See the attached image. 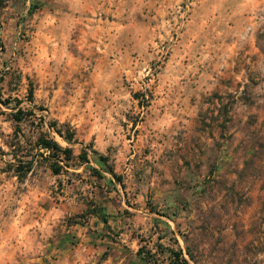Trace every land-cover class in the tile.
I'll return each instance as SVG.
<instances>
[{
    "label": "rangeland",
    "instance_id": "rangeland-1",
    "mask_svg": "<svg viewBox=\"0 0 264 264\" xmlns=\"http://www.w3.org/2000/svg\"><path fill=\"white\" fill-rule=\"evenodd\" d=\"M0 98V264H264V0H0ZM15 100L88 163L18 179Z\"/></svg>",
    "mask_w": 264,
    "mask_h": 264
},
{
    "label": "trees",
    "instance_id": "trees-1",
    "mask_svg": "<svg viewBox=\"0 0 264 264\" xmlns=\"http://www.w3.org/2000/svg\"><path fill=\"white\" fill-rule=\"evenodd\" d=\"M31 101V99L29 98ZM0 103L5 107L11 105L12 101L8 99L0 98ZM20 101L15 100L14 107L17 108L15 112L11 113V119L14 123L13 136L12 141L7 143L9 147V152H5L10 155L8 160V167L13 171L14 175L17 176L18 179H23L29 172H32L36 167V161L39 157L40 160L44 161L45 166L51 171L54 175L60 174H68L71 170L79 168L82 164L88 163L87 152L82 149L81 152L75 157L72 154V149L68 146H61L57 141H55L48 130H42V126L44 124V118L42 116H36L33 110L29 109L28 111H24L21 106H19ZM2 110L0 109V114H2ZM37 119L40 122V127L37 132H35V139L32 142H29V150L24 145L22 140L26 139L25 132L22 129L23 124H31L32 120ZM49 127L54 129V131L63 138L66 142L72 143L74 138V132L69 131V129H61L55 122H48ZM33 149L36 150V153H33ZM25 150V152H24ZM103 160L105 158H102ZM102 161V160H101ZM103 165L105 164V160L102 161ZM106 171H108L113 178L119 180L118 176H116L115 172L112 168L108 167L106 164L104 165ZM92 172H96L98 177H102L99 172H97L94 168H92ZM86 212H96L101 221L106 224L107 223V215L105 214L103 209L96 210L93 208L90 210L88 208ZM95 209V210H94ZM139 248L136 251L138 257L144 261L146 264H155L154 254H152L149 250L145 251ZM172 256L176 259H169V264H184L186 263V259L182 256L180 251H171Z\"/></svg>",
    "mask_w": 264,
    "mask_h": 264
},
{
    "label": "crops",
    "instance_id": "crops-1",
    "mask_svg": "<svg viewBox=\"0 0 264 264\" xmlns=\"http://www.w3.org/2000/svg\"><path fill=\"white\" fill-rule=\"evenodd\" d=\"M104 168V167H103ZM105 169V168H104ZM102 170V169H101ZM105 171V170H104ZM108 172V171H107ZM105 174H106V172H104ZM109 173V172H108ZM105 179H107L106 180V182L107 181H109V182H111V180H110V178H108L107 176H103V180H105ZM108 197H111V193H109L108 194ZM107 205H106V209H104V211L107 213V217L109 218V221L107 220V223H110V220H111V218L113 217V216H115V214L114 213H121L122 212V210L120 209L119 211H117V210H115L113 207H111V205L109 204V203H106ZM92 218H94V217H92ZM96 219H98V218H96ZM98 223L100 224V225H102L103 223L101 222V221H98ZM106 223V224H107Z\"/></svg>",
    "mask_w": 264,
    "mask_h": 264
}]
</instances>
